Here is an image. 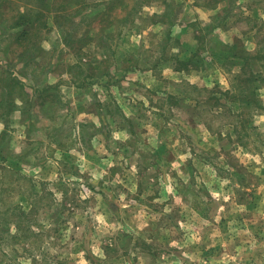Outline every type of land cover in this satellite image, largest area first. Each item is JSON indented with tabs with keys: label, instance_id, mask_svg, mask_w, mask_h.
<instances>
[{
	"label": "rangeland",
	"instance_id": "obj_1",
	"mask_svg": "<svg viewBox=\"0 0 264 264\" xmlns=\"http://www.w3.org/2000/svg\"><path fill=\"white\" fill-rule=\"evenodd\" d=\"M261 116L264 0H0V206L56 199L34 213L47 234L0 243V264H31L25 247L40 264H264ZM153 233L171 244L133 249Z\"/></svg>",
	"mask_w": 264,
	"mask_h": 264
},
{
	"label": "trees",
	"instance_id": "obj_2",
	"mask_svg": "<svg viewBox=\"0 0 264 264\" xmlns=\"http://www.w3.org/2000/svg\"><path fill=\"white\" fill-rule=\"evenodd\" d=\"M258 72L251 74L248 78V81H250L251 83H254L262 78H259L260 76L258 75ZM257 90V86L252 87L250 89L251 93L250 95L252 97L256 96V91ZM248 105H251V101H247ZM5 155L2 151V149L0 150V159L5 158ZM2 170H4L5 172H10V173H14L18 175V178L15 179V181L17 179H21V178H27L29 180H33V177L31 179V177L29 176H25L24 174L22 175V173L20 172V170H15L11 167H6V166H2L1 167ZM14 181V182H15ZM5 190V189H4ZM3 192V190H0V193ZM103 193V192H100ZM64 195V201L67 200V190H65L63 192ZM31 202H30V206L29 208L23 207L22 204H20L19 202L16 203L15 205H11L10 204L7 206L6 209L2 208L0 206V243L1 244H8L9 242H7L8 240H12L14 241V243L16 242H33V238H41L44 235H46L47 233L45 231H42L40 229H36L35 227H38V225L40 224V222L37 219V216L34 215V213H38L39 210L37 208V204L39 203V201L45 200L47 198H49V200L51 199V203L49 204V210L50 208H52V206L55 204L56 199L54 196V192L52 191H48V192H39L37 190H35V192L32 194L31 196ZM2 201V196L0 194V202ZM83 202H85L84 200H82ZM113 203V202H112ZM78 204V203H77ZM114 204V203H113ZM57 206V204H56ZM27 209V210H26ZM29 209V210H28ZM49 210H43L44 211V215L45 216H49L53 219V222L58 223L57 226L50 228L49 232L51 233H58L61 229H60V225H59V221L61 220V223L64 222L63 220V212L62 211H57L56 212V217H52L54 215V212L49 211ZM49 211V212H48ZM119 213V212H118ZM168 215H164L163 218H167ZM14 225L15 231L11 232V227ZM43 225V224H40ZM63 229V228H62ZM50 234V233H49ZM60 238V237H59ZM57 237V235L55 236V242H59V240H61V238L59 239ZM133 240V249H138V250H143V251H148V252H157V250H161L163 248V250L166 248V246L169 245H165V244H171L170 242H161V238H159L156 234H151L149 238H145V237H136L134 239V236L132 237ZM162 243H164L163 245H161ZM113 244V243H110ZM117 244V243H116ZM35 245V244H33ZM12 249H14V246L12 247ZM40 251V248H37ZM107 249H109V247L107 246ZM26 252L30 254L31 258H32V262L31 264H40L41 260H39L37 258V256L34 255V252L25 247ZM128 250V248L126 249ZM125 250V251H126ZM42 252H44V250H42ZM11 258L6 260L4 262V264H15V261H13V257L10 256ZM21 264V263H19ZM60 264V262H59Z\"/></svg>",
	"mask_w": 264,
	"mask_h": 264
},
{
	"label": "clouds",
	"instance_id": "obj_3",
	"mask_svg": "<svg viewBox=\"0 0 264 264\" xmlns=\"http://www.w3.org/2000/svg\"><path fill=\"white\" fill-rule=\"evenodd\" d=\"M149 10L154 12V11H156L157 9L153 7V8H151V9H149ZM202 15L205 16V18H206V14L202 13ZM44 46L47 47L48 45L45 44ZM192 79L194 80L195 77H193ZM221 82L224 83L225 85L227 84V81H224L223 79H222ZM259 119L264 120V116H261ZM97 123H98V122H97ZM113 136H114L116 139H127V135H126L125 132H123V131H114V132H113ZM237 155H239V153H237ZM81 159L83 160V157H81ZM179 159H180V161L182 162V161L185 159V157H184V156H180ZM105 163H107V161H106ZM172 167H173V168H176V169L178 170V164L173 163V164H172ZM81 170H84V165H83V164H81ZM208 172H209L210 175L215 176V172H213L211 169H208ZM102 175H103L102 172H96V171H93V173H92V178H93V179H96V178H98V177H100V176H102ZM53 177H54V174H53ZM183 179H184L185 181H187L188 177H187V176H183ZM160 182H161V184H163V185L166 187V190H167L168 192H171V191H172V187H171L169 184H166L165 181H164L163 179H161ZM226 183H228L227 180L222 181V182H221V190H220V191H212V195H213V196H216V197L223 196L224 199H228V197H227V196H224V194H223V184H226ZM132 191H135V187H134V186H133V188H132ZM56 196H57V198H59V197H60V193L57 192V193H56ZM121 199H123V195H121ZM125 206H126V205H125ZM168 210H170V209H166V211H168ZM96 219L99 220V221L101 222V224L98 226V228H99L101 234H103L104 231H107V228L104 227L105 216H104L103 214H100V215H97V216H96ZM109 227H110V226H109ZM12 230L15 231V228L13 227ZM195 238H196V234H195V233H192V236L189 237V239H195ZM172 243H173V244H176L177 242H176V241H172ZM92 250H93V252H94L95 254L100 255V256H103V252L101 251V249H100L98 243H94V244L92 245ZM77 255L79 256V260L77 261V264H88V261L84 258V252H83V251L79 252ZM24 264H28V262L25 261Z\"/></svg>",
	"mask_w": 264,
	"mask_h": 264
}]
</instances>
